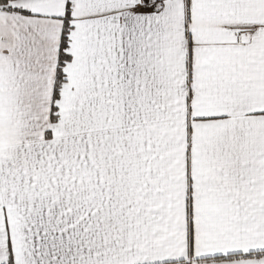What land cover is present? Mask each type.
Masks as SVG:
<instances>
[{
  "label": "snow or ice",
  "instance_id": "6c2138e0",
  "mask_svg": "<svg viewBox=\"0 0 264 264\" xmlns=\"http://www.w3.org/2000/svg\"><path fill=\"white\" fill-rule=\"evenodd\" d=\"M0 264H264V0H0Z\"/></svg>",
  "mask_w": 264,
  "mask_h": 264
}]
</instances>
